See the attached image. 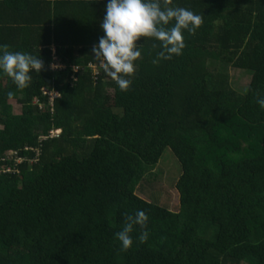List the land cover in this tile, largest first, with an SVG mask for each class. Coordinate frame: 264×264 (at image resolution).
<instances>
[{"label":"trees","instance_id":"16d2710c","mask_svg":"<svg viewBox=\"0 0 264 264\" xmlns=\"http://www.w3.org/2000/svg\"><path fill=\"white\" fill-rule=\"evenodd\" d=\"M89 1H73L85 24L62 25L63 2L0 30L43 61L24 89L0 73V264H264V0H171L202 23L155 64L159 42L140 38L127 91L92 56L107 0ZM228 66L252 73L246 89ZM168 151L177 211L159 190ZM137 210L147 227L122 251L115 234Z\"/></svg>","mask_w":264,"mask_h":264},{"label":"clouds","instance_id":"9594fccd","mask_svg":"<svg viewBox=\"0 0 264 264\" xmlns=\"http://www.w3.org/2000/svg\"><path fill=\"white\" fill-rule=\"evenodd\" d=\"M171 0H107L103 19L99 27L103 35L92 46V56L98 61L106 77L111 78L121 91L131 85L141 57L140 38L159 42L161 51L153 63L161 59L171 60L182 55L185 47L184 32L195 33L202 23L200 15L183 7H170ZM43 61L32 54L9 51L7 45H0V73L6 74L16 88L29 86L31 73L42 70ZM12 93H9L11 96ZM257 104L264 110V96H257ZM148 216L142 210L125 217L115 238L122 251L133 244L132 233L137 227L146 229ZM149 233L141 232L140 239L146 240Z\"/></svg>","mask_w":264,"mask_h":264},{"label":"crops","instance_id":"0c3cea01","mask_svg":"<svg viewBox=\"0 0 264 264\" xmlns=\"http://www.w3.org/2000/svg\"><path fill=\"white\" fill-rule=\"evenodd\" d=\"M74 0L69 1H63L64 4V11L61 12L60 9H58V13L60 15H63L65 20L64 24L62 25H81L85 24L82 18V10L80 7L75 8L78 17H75V11L73 2ZM85 4L90 2L89 0H85ZM62 1L60 3L57 2V0H0V30H2V36L4 37L7 33H9L8 25H9V14L13 18V14L16 13V20L18 21L20 25H36L34 24L35 21L42 20L41 11L43 6L49 5L51 3V12L56 13L57 7L60 4L63 3ZM58 4V5H57ZM3 13H7L5 18L3 17ZM11 33V31H10ZM9 33V34H10ZM1 35V34H0ZM55 48H53V53L55 54Z\"/></svg>","mask_w":264,"mask_h":264},{"label":"rangeland","instance_id":"374dc122","mask_svg":"<svg viewBox=\"0 0 264 264\" xmlns=\"http://www.w3.org/2000/svg\"><path fill=\"white\" fill-rule=\"evenodd\" d=\"M217 66V64L211 65V68L217 69ZM219 71H224L226 74L229 75L230 83L235 89H246L252 80L251 72L241 71L231 66L222 67L219 69ZM9 103L12 106L13 113L19 115L21 113V105L15 100H11ZM18 163H22V161L18 159ZM159 169H161L163 173L162 179L160 180L159 184V190L161 189L163 190V193H168L166 195L167 199L171 200L169 201L171 202L173 209L177 211L178 193L175 190V184L181 175V167L172 152L168 151L164 154L162 161L159 163ZM165 200L166 199H162L160 201L162 203H165Z\"/></svg>","mask_w":264,"mask_h":264},{"label":"built area","instance_id":"2783aa9c","mask_svg":"<svg viewBox=\"0 0 264 264\" xmlns=\"http://www.w3.org/2000/svg\"><path fill=\"white\" fill-rule=\"evenodd\" d=\"M94 69H97V67L96 66H92ZM53 95V97H56L57 96V94H52ZM21 160V159H20ZM22 161V160H21Z\"/></svg>","mask_w":264,"mask_h":264}]
</instances>
